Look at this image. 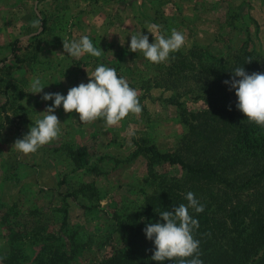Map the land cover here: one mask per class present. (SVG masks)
<instances>
[{"label":"rangeland","instance_id":"rangeland-1","mask_svg":"<svg viewBox=\"0 0 264 264\" xmlns=\"http://www.w3.org/2000/svg\"><path fill=\"white\" fill-rule=\"evenodd\" d=\"M18 5L0 0V251L9 248L4 206L18 203L23 214L45 209L52 228L59 225L55 221L64 207L63 195H71L66 199L70 225L90 245L109 252L119 243L118 233H112L114 213L141 209L157 184L147 159L134 155V139H147L161 151L173 152L187 131L178 108L167 102L172 91L140 89L157 63L131 51L128 35L142 31L151 43L154 37L147 27L157 23L163 33H184L183 51L198 44L228 55L250 39L251 48L264 52V0H27L23 13ZM81 35L101 48L100 57L67 55L63 40ZM99 63L115 68L137 89L142 111L107 125L103 118L81 122L75 111L65 113L61 106L55 110L59 137L34 153L18 152L15 141L52 103L42 99L44 93L66 94L72 86L87 83V73L91 75ZM7 65L14 68L9 71ZM34 76L45 86L39 94L30 93ZM182 101L191 111L205 108L201 100ZM74 150L86 152L82 163L89 169L78 168L71 157ZM155 174L180 177L183 171L163 165L155 166Z\"/></svg>","mask_w":264,"mask_h":264},{"label":"trees","instance_id":"trees-1","mask_svg":"<svg viewBox=\"0 0 264 264\" xmlns=\"http://www.w3.org/2000/svg\"><path fill=\"white\" fill-rule=\"evenodd\" d=\"M249 41L228 55L198 44L179 49L167 62L157 63L153 76L140 86L145 93L152 88L172 91L167 102L178 108L187 131L173 152H163L147 139H134L138 146L134 155L147 159L157 184L141 209L114 213L117 245L104 252L103 246L86 242L70 225L66 199L71 195H63L64 207L55 221L59 225L52 228L45 209L23 214L18 203L4 206L9 248L0 251V264H158L151 258L154 244L145 237V224L160 220L158 213L164 209L186 204L188 191L205 205L203 212L192 213L198 220L193 234L200 240L204 264H264V126L246 119L236 108L235 91L224 84L238 65L249 73L264 72V52L251 48ZM16 52L13 46L14 58L20 62ZM184 97L203 101L205 108L189 110ZM85 154L71 151L78 168H90L82 163ZM163 165L179 166L183 174L157 177L155 166Z\"/></svg>","mask_w":264,"mask_h":264},{"label":"clouds","instance_id":"clouds-1","mask_svg":"<svg viewBox=\"0 0 264 264\" xmlns=\"http://www.w3.org/2000/svg\"><path fill=\"white\" fill-rule=\"evenodd\" d=\"M154 40L149 42V35L137 31L129 34V49L139 51L151 63L167 60L171 53L178 51L185 43L182 31L172 29L170 33L160 31V25L151 23L147 27ZM63 48L67 55L79 58L84 54L100 57L102 50L88 35L78 39H64ZM250 61V60H249ZM231 78L224 81L230 90L235 91L236 108L246 119L259 126H264V72H247L243 65L233 67ZM87 83L81 82L60 92H46L42 99L52 101L29 128L18 138L15 149L22 154L36 152L41 146L58 138L61 134L60 122L55 110L62 106L65 113L75 111L81 122L103 118L107 125H114L129 113H140L142 106L137 89L117 74L115 68L99 63L89 75ZM30 93L39 94L45 88L39 76L30 81ZM187 203H181L172 210L164 209L158 214L160 220L145 224L143 232L146 239L154 244L152 260L158 264L175 258L177 264H204L200 253V240L195 238L194 230L198 220L192 213H201L205 205L192 191L185 193Z\"/></svg>","mask_w":264,"mask_h":264},{"label":"crops","instance_id":"crops-1","mask_svg":"<svg viewBox=\"0 0 264 264\" xmlns=\"http://www.w3.org/2000/svg\"><path fill=\"white\" fill-rule=\"evenodd\" d=\"M26 1L27 0H6V4L7 5H9V4L12 5L14 2L15 3L18 2V4H19L18 6L20 7V11H21V13H23L22 7H23V4H26ZM23 21H25V19L24 20L22 19V22ZM12 22H14L13 19L10 20V23H12Z\"/></svg>","mask_w":264,"mask_h":264}]
</instances>
